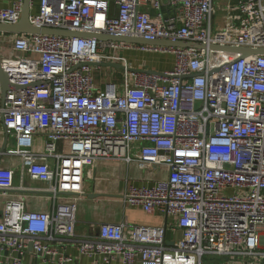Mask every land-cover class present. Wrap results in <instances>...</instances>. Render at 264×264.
<instances>
[{"label":"built area","instance_id":"built-area-1","mask_svg":"<svg viewBox=\"0 0 264 264\" xmlns=\"http://www.w3.org/2000/svg\"><path fill=\"white\" fill-rule=\"evenodd\" d=\"M214 1L30 0L28 20L38 28L204 47L15 34L0 59L8 82L20 87L2 102L0 84L3 130L15 140L7 154L19 155L28 176L46 183L52 207L28 210L20 196L4 202L0 264H26L29 247L52 264L78 257L91 264H203L204 256L264 264V54L210 48L264 49V0ZM22 4L0 7V23H17ZM128 50L170 55L171 64L135 67ZM108 62L123 68L96 81ZM37 132L45 136L41 151L32 149ZM98 161L166 166L165 179L126 180L122 200L173 218L180 238L169 240L166 226L126 221L77 236L76 206L88 193L84 172ZM14 174L0 167L2 194L14 187Z\"/></svg>","mask_w":264,"mask_h":264},{"label":"crops","instance_id":"crops-1","mask_svg":"<svg viewBox=\"0 0 264 264\" xmlns=\"http://www.w3.org/2000/svg\"><path fill=\"white\" fill-rule=\"evenodd\" d=\"M15 0H0V7H9ZM23 5V4H22ZM14 33L0 32V59L10 54ZM156 70H163L154 68ZM44 133L37 132L33 135L32 149L41 151L44 143ZM58 149L66 152L68 145L58 142ZM4 147V150L2 151ZM15 147V140L10 139L3 130L0 117V167L12 168L14 174V187L2 194L0 191V212L2 214L3 204L6 200L15 197L24 199L26 208L31 211H50L52 199L44 189L46 183L31 179L22 167V158L19 155L7 154V150ZM137 147L133 146L131 154H136ZM166 166L146 165L139 162L126 163L124 161H98L85 169V181L87 195L82 197L77 204L86 207V214H77L76 206V227L77 236H95L98 225L101 223H119L126 221L128 224L147 226H166V236L169 240L179 239L180 230L176 227L171 217L164 215H149L139 207L127 205L122 200L126 180L135 185L150 184L165 179L168 175ZM1 217V216H0ZM70 246V245H69ZM69 252L76 255L77 251L71 245ZM26 264H52L43 261L34 255L31 248L24 256ZM67 264H91L86 257H78L75 262ZM117 264V263H115ZM217 264H244L235 259L218 260Z\"/></svg>","mask_w":264,"mask_h":264},{"label":"water","instance_id":"water-1","mask_svg":"<svg viewBox=\"0 0 264 264\" xmlns=\"http://www.w3.org/2000/svg\"><path fill=\"white\" fill-rule=\"evenodd\" d=\"M30 12V0H23L21 16L17 23L15 24H4L0 23V32L5 33H14V34H52V35H64V36H82V37H90L98 40H109V41H121L124 43H132V44H146V45H158V46H179V47H196V48H203L204 45L199 43H190L185 41H168V40H146L141 37H121L106 33H79V32H71L67 30L61 29H53V28H38L32 26L29 23L28 16ZM210 48L215 50H225L229 52H238L241 56H247L250 54H264V49H250V48H231V47H222V46H210ZM94 65H99L98 63H93ZM103 66L109 67H116V68H123L122 65L116 63H101ZM149 72L160 73L156 70H150ZM0 84L2 87V102L5 96L6 91L19 89L20 87L14 86L8 82L6 74L0 67ZM4 150V147L2 151ZM87 195V194H86ZM1 216V212H0ZM96 235H98V229L96 231ZM30 248V247H29Z\"/></svg>","mask_w":264,"mask_h":264},{"label":"rangeland","instance_id":"rangeland-1","mask_svg":"<svg viewBox=\"0 0 264 264\" xmlns=\"http://www.w3.org/2000/svg\"><path fill=\"white\" fill-rule=\"evenodd\" d=\"M217 0L214 1V5L217 6ZM218 12V11H217ZM219 17L217 14L216 18ZM126 57L128 62L133 66H146L149 68H166L171 64V56L165 54H156V53H143L140 51L135 50H128L126 52ZM119 73L118 68L112 67H102L100 70H96L94 74V79L99 81L101 77L106 78V80H111L113 76ZM10 139H13L10 137ZM77 214L83 215L86 214V207L82 204H77ZM218 260L222 261L221 259L214 257V256H204L203 257V264H217Z\"/></svg>","mask_w":264,"mask_h":264}]
</instances>
